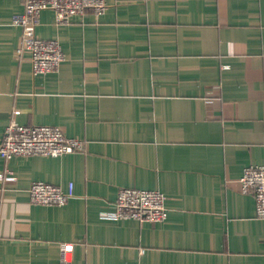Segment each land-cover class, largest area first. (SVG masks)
<instances>
[{
    "label": "crops",
    "instance_id": "0c3cea01",
    "mask_svg": "<svg viewBox=\"0 0 264 264\" xmlns=\"http://www.w3.org/2000/svg\"><path fill=\"white\" fill-rule=\"evenodd\" d=\"M35 32L65 59L32 74L0 0V140L12 117L59 126L84 152L0 156V264H264V219L237 178L264 165V0H105ZM17 110L14 114L13 111ZM42 180L73 195L32 203ZM158 189L160 222L108 219L120 187Z\"/></svg>",
    "mask_w": 264,
    "mask_h": 264
},
{
    "label": "built area",
    "instance_id": "2783aa9c",
    "mask_svg": "<svg viewBox=\"0 0 264 264\" xmlns=\"http://www.w3.org/2000/svg\"><path fill=\"white\" fill-rule=\"evenodd\" d=\"M23 9L15 14L12 22L21 29L18 45L14 49L17 57H28L32 74L56 71L65 59L64 52L56 39L39 37L35 27L40 12L53 10L57 23H69L82 18L86 12L100 16L107 8L105 0H24ZM14 114L17 110L13 111ZM70 152H84V141L78 137L67 136L56 125L20 124L14 117L5 126L0 140V156L7 160L12 156H60ZM6 174H0L4 179ZM239 191L252 193L255 215L264 219V165L249 164L237 178ZM29 200L32 203L46 205L64 204L73 195V184L67 188L34 180L28 187ZM165 195L158 189L138 187H120L117 189L112 208L101 212L108 219L132 218L139 221L160 222L167 216ZM72 243H60L61 264H68V253Z\"/></svg>",
    "mask_w": 264,
    "mask_h": 264
}]
</instances>
